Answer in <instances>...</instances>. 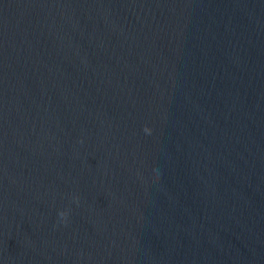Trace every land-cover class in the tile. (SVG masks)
Returning a JSON list of instances; mask_svg holds the SVG:
<instances>
[{
  "label": "water",
  "instance_id": "1",
  "mask_svg": "<svg viewBox=\"0 0 264 264\" xmlns=\"http://www.w3.org/2000/svg\"><path fill=\"white\" fill-rule=\"evenodd\" d=\"M0 264H264V0H0Z\"/></svg>",
  "mask_w": 264,
  "mask_h": 264
},
{
  "label": "clouds",
  "instance_id": "2",
  "mask_svg": "<svg viewBox=\"0 0 264 264\" xmlns=\"http://www.w3.org/2000/svg\"><path fill=\"white\" fill-rule=\"evenodd\" d=\"M144 131H145V132H150V129L147 128V127H145ZM58 215H59L61 218H64V217L66 216V212H65V211H60V212L58 213Z\"/></svg>",
  "mask_w": 264,
  "mask_h": 264
}]
</instances>
